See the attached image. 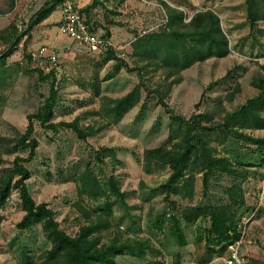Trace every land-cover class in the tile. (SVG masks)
<instances>
[{"label":"rangeland","instance_id":"374dc122","mask_svg":"<svg viewBox=\"0 0 264 264\" xmlns=\"http://www.w3.org/2000/svg\"><path fill=\"white\" fill-rule=\"evenodd\" d=\"M49 1L0 0V176L13 167L16 155L27 157V150L9 151L26 131L28 115L38 113L49 97L54 82L58 103L51 121L75 122L89 134L80 138L71 127L58 124L56 129H46L35 121L33 136L39 145L35 159L26 166L31 172L27 184L36 203L53 209L60 227L69 235H76L86 223L75 207L79 201L110 222L109 228L99 234L101 243L118 240L137 247L144 244L143 258L121 255L115 264H176V253L181 254L180 264H224L214 261L205 247L209 218L195 223L181 219L187 242L183 247L170 233V218L189 205L227 203L226 189L232 185L244 189L246 207L252 209L264 173L263 150L252 143L213 134L209 139L213 153L230 157L238 172L232 176L211 174L207 190L203 173L195 172L192 198L175 194L166 197L161 186L171 170L156 160L146 165L145 152L161 146L172 149L181 140L180 136L169 140L172 121L168 111L185 120L206 113L212 124L261 93L252 82L264 75V22L258 24L261 32L250 35L245 0H104L89 14L83 13L94 32L109 33L112 51L128 63V70L118 68L116 60H108L107 50L93 51L60 33L59 8L49 24L32 26L33 15ZM73 1L78 7L85 4ZM57 6L62 8L60 3ZM167 6L184 11L185 22L201 10L216 12L230 40V53L196 63L180 76L134 57L132 43L137 35L164 29ZM16 35L19 44L1 58ZM42 45L59 55L54 77L47 79H42L31 59V53ZM136 88L137 103L116 119L112 112L115 99ZM175 124L178 126L179 121ZM243 132L264 139V129ZM106 148L113 152L104 151ZM88 169L98 177L104 196H79V177ZM112 175L124 192L125 202L110 192ZM107 203L111 205L109 213ZM246 207L237 211L239 215L249 211ZM24 214L19 190L12 189L0 206V264L36 263L51 246L41 224L18 228ZM247 235L244 253L264 254V204L248 224Z\"/></svg>","mask_w":264,"mask_h":264},{"label":"trees","instance_id":"16d2710c","mask_svg":"<svg viewBox=\"0 0 264 264\" xmlns=\"http://www.w3.org/2000/svg\"><path fill=\"white\" fill-rule=\"evenodd\" d=\"M104 0H91L82 12L90 13ZM61 0H51L37 11L30 20L34 26L48 18L56 9ZM247 11V22L250 27V35L255 31H262L259 22H264V0H245ZM167 23L160 32H151L137 35L132 43L134 57L147 62L156 63L166 69L169 75L180 76L181 72L192 67L196 63L204 62L210 58H222L230 53V40L224 31L220 16L211 9L196 12L189 22H185L184 11L167 6ZM27 33H25L26 35ZM109 38V33L106 34ZM20 37L16 35L11 46L6 49L1 58L12 53L15 46L19 44ZM107 49L108 60L114 59L118 62L117 67H125L130 70L128 63L120 59L111 49ZM30 58V57H29ZM264 70V65H262ZM42 79L54 77V71L43 75V71L37 68ZM179 81V79L177 80ZM253 86L261 91L255 97L247 101L232 112H226L219 122L209 124L212 118L201 114L190 120L177 116L168 111L171 116L172 126L169 140L173 141L178 136L181 140L175 143L172 149L161 146L149 149L145 152V164L150 165L154 160L160 165L167 166L171 170L168 180L161 186L166 197L175 194L182 198L193 197L194 173H203L204 189L207 190L209 177L214 173H225L235 175L238 170L236 164L226 155H216L209 139L217 134L226 140H238L252 143L258 146L264 153V139L247 135L245 129H264V75L253 79ZM137 90L134 89L127 95L115 99L112 112L119 119L125 112L137 103ZM58 103V91L54 82L51 85L50 95L36 114L28 115V125L15 143V150L28 151L27 157L16 155L13 167L0 176V206L7 201L12 189L19 190V195L25 212L18 228L27 229L35 224H41L46 239L51 246L39 258L36 263L30 264H115L116 257L131 255L138 258L144 257V244L121 243L114 240L110 243H101L100 232L110 226L108 219L91 209L85 207L79 201L75 207L83 214L86 223L79 227L76 235H69L60 227L55 212L45 203H36L32 197L27 181L31 172L26 166L32 162L37 155L39 142L34 138L35 121H38L46 129H56L58 124L73 128L80 138H86L89 133L72 123H53L51 120L55 115V107ZM167 107V106H166ZM179 125L176 126V122ZM104 151H111L105 149ZM103 153V156H105ZM140 161V159H138ZM241 161V158H237ZM120 162V161H117ZM79 180L81 186L78 188L80 197L99 198L104 196L105 190L100 185L98 177L91 170L81 173ZM110 192L118 195L123 202L124 192L121 191L117 179L112 175L109 179ZM228 202L224 204L189 205L180 210L177 215L170 218L172 224L169 228L179 246L187 244L185 232L181 226V219L187 223H195L200 218H209L210 227L206 229L204 242L207 253L210 256L223 253L229 244L240 239L242 231L239 222L242 217L254 210H249L245 199L244 189L239 185H232L226 189ZM110 203H107V211H110ZM247 213L239 215L238 210L245 208ZM176 264H180L181 254L176 253ZM242 258L248 264H264V254L254 251H246Z\"/></svg>","mask_w":264,"mask_h":264},{"label":"built area","instance_id":"2783aa9c","mask_svg":"<svg viewBox=\"0 0 264 264\" xmlns=\"http://www.w3.org/2000/svg\"><path fill=\"white\" fill-rule=\"evenodd\" d=\"M62 18L59 24V31L70 39L89 46L93 51L107 50L112 47V43L104 34H98L89 26L85 14L76 6L73 0H61ZM31 59L35 66L49 73L57 69L59 65V55L55 49L47 45H42L35 52L31 53ZM264 204V173L260 183V193L258 201L251 214H246L239 222V229L242 235L239 240L228 245L221 254H216L214 261H221L224 264H248L243 258L244 245L248 242L247 226L255 217L260 207Z\"/></svg>","mask_w":264,"mask_h":264},{"label":"crops","instance_id":"0c3cea01","mask_svg":"<svg viewBox=\"0 0 264 264\" xmlns=\"http://www.w3.org/2000/svg\"><path fill=\"white\" fill-rule=\"evenodd\" d=\"M82 1H84L85 4H84L83 6H80L79 8L85 7L86 5H88V4L91 2V0H82ZM58 8H59V12H60L58 18L61 19V18H62V8H61V7L56 6V9L53 11V13H54ZM53 13H52L48 18H46L44 21H42V23H43V24H49V23L51 22V21H50L51 18H55L54 16H52Z\"/></svg>","mask_w":264,"mask_h":264}]
</instances>
